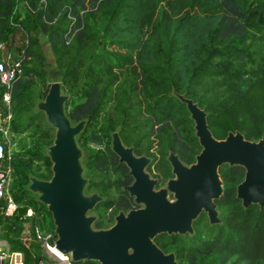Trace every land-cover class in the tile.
Masks as SVG:
<instances>
[{
	"label": "trees",
	"instance_id": "obj_1",
	"mask_svg": "<svg viewBox=\"0 0 264 264\" xmlns=\"http://www.w3.org/2000/svg\"><path fill=\"white\" fill-rule=\"evenodd\" d=\"M41 37L54 59L51 73L70 95V120L89 118L88 127L96 126L97 131L88 139L97 144L120 127L127 146H134L139 156L153 158L148 171L160 184L172 177L165 159L170 151L187 165L200 152L193 124L185 107L171 97L173 90L207 112L215 138L235 131L243 132L247 140L264 138V60L254 64L251 50L252 43L264 39V0H0L4 45L0 61L11 54L26 69L10 90L17 112L31 111V89L37 81L44 86L43 97L50 86L45 84ZM12 113L14 123V108ZM215 126L221 127L220 132ZM50 131L41 129L44 146L53 142ZM86 135L80 137L81 144ZM153 148L155 153L150 154ZM29 153L32 159L47 160L40 150ZM16 157L11 160L13 178L19 175L24 181L17 195L12 192L20 206L12 226L21 224L25 210L32 207L41 227L55 237L46 208L24 191L32 164ZM86 165L117 173L120 189L132 181L109 147ZM47 173L48 177H37L49 179L50 170ZM219 173L224 194L217 205L223 224L210 228L207 237L196 233L189 245L181 237L167 235L155 242L165 253L176 247L178 264H230L234 258L244 264H264V208L245 210L236 199L242 168L223 166ZM21 206L25 210L20 214ZM100 207L118 214L134 208V203L121 191L117 200H106ZM0 219L7 220L1 214ZM202 221L204 214L195 222V230ZM102 226L96 222L97 228ZM19 250L25 253L26 264H51L42 253L31 256L25 248Z\"/></svg>",
	"mask_w": 264,
	"mask_h": 264
},
{
	"label": "water",
	"instance_id": "obj_2",
	"mask_svg": "<svg viewBox=\"0 0 264 264\" xmlns=\"http://www.w3.org/2000/svg\"><path fill=\"white\" fill-rule=\"evenodd\" d=\"M171 97L182 104L193 123L194 137L200 152L187 165L170 151L166 161L172 177L157 188L148 168L153 158L137 155L127 146L118 127L109 134L110 151L119 164L125 165L130 184L122 187L134 203L129 211H119L110 228L96 227L91 215L106 198L88 193L90 180L83 165L79 143L90 119L73 123L67 115L70 95L61 82L50 84L44 98H36L33 114H44L46 125L54 130L52 144L44 148L51 163V177L28 175L24 187L51 216L56 240L54 250L70 256L72 263L98 264H178L174 253H165L155 242L160 235L192 237L194 224L204 214L209 227L223 224L217 202L224 194L219 173L223 166L240 167L244 177L236 187V199L243 209L264 208V138L250 141L238 131L216 139L208 125V114L185 94L172 91Z\"/></svg>",
	"mask_w": 264,
	"mask_h": 264
},
{
	"label": "rangeland",
	"instance_id": "obj_3",
	"mask_svg": "<svg viewBox=\"0 0 264 264\" xmlns=\"http://www.w3.org/2000/svg\"><path fill=\"white\" fill-rule=\"evenodd\" d=\"M40 44L41 48L43 51V54L45 56L46 60V67H45V72H46V82L45 84H52L55 82H60V78L55 76L53 70H55V65H54V59L52 57L51 51L49 49L48 44L46 43V40L41 37L40 38ZM252 54L255 63L254 64H260L264 60V39H261L257 42L252 43ZM32 66V64H28V66ZM35 66V64H33ZM26 70V69H25ZM23 69V73L25 72ZM44 93V86L40 82H36L34 87L31 89V94H32V109L34 107V102L36 98H44L43 97ZM14 108V123H12V126H14L15 133L12 132L10 133L7 142H6V149L7 151L11 154V157H16L19 159H22L24 161H29L31 162L32 166L29 169L28 175H33V176H40V177H48L47 170H50L51 168V163L47 159H41V160H35L32 159V155L29 153L30 150H40L44 156V141H42V131L44 128H48L51 130V134L53 135L54 139V130L49 128L46 123H45V116L44 114H33L32 109L29 112H17L16 109V103H12V112ZM98 122L100 123V120L98 119ZM193 124V123H192ZM221 128V127H220ZM220 128L215 126V132H220ZM97 127L96 126H90L86 128L85 133L86 139L84 140V143H80L79 138V143L83 149V165L86 169V177L90 180V185L93 183V186L89 185V188L87 190L88 193L91 192H98L100 195L106 198V200L113 201L117 200L119 196L121 195V189L119 188V176L117 173H115L112 170H107L104 172H98L94 168L90 166V168L87 167V162L89 163L91 159L95 156L97 152L99 153H104L107 151L108 147L110 148V137L109 139H105L106 137H101V143H93L91 140L89 141V137L91 135L96 134ZM82 134V135H83ZM101 134V133H99ZM241 134L244 135L243 132ZM81 135V136H82ZM220 136L222 134H219ZM80 136V137H81ZM102 136V135H101ZM226 137V135H225ZM225 137L221 138L224 139ZM217 139V138H216ZM219 139V140H221ZM250 141H254L250 139ZM155 153V148L150 150V154ZM150 157V156H149ZM51 172V171H50ZM51 177V176H50ZM46 180V179H45ZM24 178H20L19 175H15L13 178V183L11 186V192H15L16 195L17 193L20 192V186L19 183L23 182ZM165 182H162L161 184L159 183L157 188L163 187ZM29 194V193H28ZM31 195V194H30ZM32 196V195H31ZM34 198V196H32ZM35 200V199H34ZM20 207V206H19ZM20 208V214L23 213V210H25L24 206H21ZM135 207V206H134ZM127 212V211H125ZM91 215L97 216V221H100L102 223V228L101 229H107L110 228L113 223H114V217L117 214H114V209H108L106 207H100L99 209H96L94 212L91 213ZM114 216V217H113ZM113 217V218H112ZM0 219V230H1V235H0V242H7L11 248L12 251L15 252H22L19 250L20 248H24L23 242H24V235H23V220L21 219V224L18 223L16 226H12L11 221L12 218H5ZM210 228H216V227H209L207 218L206 221H202L201 225L195 230V235L196 233L199 234V236L202 237H207L212 233V229ZM181 237L182 242L185 245H189V240L195 237ZM196 242V240H195ZM31 254L35 256L37 253H42L45 255V253L42 251L40 246L37 243H31L30 247L26 249ZM170 251L169 253H174L176 251V247L169 248ZM24 259L26 260L25 253L22 252ZM32 256V255H31ZM51 260V259H50ZM26 264V263H25ZM51 264H57L56 261L51 260ZM230 264H244L239 262L236 258L232 259Z\"/></svg>",
	"mask_w": 264,
	"mask_h": 264
},
{
	"label": "built area",
	"instance_id": "obj_4",
	"mask_svg": "<svg viewBox=\"0 0 264 264\" xmlns=\"http://www.w3.org/2000/svg\"><path fill=\"white\" fill-rule=\"evenodd\" d=\"M0 50H4L2 43H0ZM23 74L22 62L14 59L11 54H4L0 61V214L4 218L14 217L19 209L11 192L14 172L11 165L12 157L6 149V142L13 128L10 90L13 82L21 78ZM21 219L25 249H28L31 243H37L49 260H54L57 264H73L70 256H61L54 250L56 236L54 237L51 232L41 227L38 222L39 217L32 207L25 210ZM0 264H25V259L22 252L12 251L9 244L3 241L0 242ZM38 264L45 263L39 261Z\"/></svg>",
	"mask_w": 264,
	"mask_h": 264
},
{
	"label": "flooded vegetation",
	"instance_id": "obj_5",
	"mask_svg": "<svg viewBox=\"0 0 264 264\" xmlns=\"http://www.w3.org/2000/svg\"><path fill=\"white\" fill-rule=\"evenodd\" d=\"M132 180V179H131ZM159 185V184H158ZM158 187V186H157Z\"/></svg>",
	"mask_w": 264,
	"mask_h": 264
}]
</instances>
